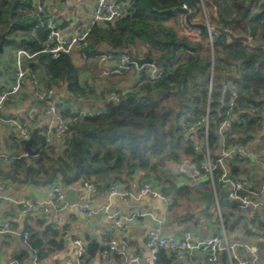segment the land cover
<instances>
[{
    "label": "trees",
    "instance_id": "trees-1",
    "mask_svg": "<svg viewBox=\"0 0 264 264\" xmlns=\"http://www.w3.org/2000/svg\"><path fill=\"white\" fill-rule=\"evenodd\" d=\"M128 1L127 14L112 23L94 24L84 43L52 58L41 52L49 33L46 25L50 13L46 5L39 12L34 0H0V39L4 35L16 48L34 53L29 67L35 74L41 70L39 78L46 89H52L50 84L66 82L74 94L93 92L80 85L82 64L76 60L77 54L101 56L109 52L112 59H117L120 49L130 50L135 57H151L165 68L155 81L143 76L127 92H117L119 100L108 101L96 115L78 117L62 107L61 114L69 120L70 128L64 145L55 149L35 131L29 146L38 149L37 154L24 158L9 155L6 162L0 163V179L43 187L59 183L66 187L79 180L93 184L123 180L139 168L158 176L159 165L166 160L176 162L181 154L193 157L198 164L206 146L211 155L219 153L221 135L225 149L231 151L224 160L227 172L239 177L244 171L243 157L237 148L249 143L253 149L260 147L262 141L254 142L264 137V44L255 43L264 42V4L260 0ZM201 3L212 4L213 22L234 34L247 33L242 18L246 7L245 19L253 27L254 43L231 41L216 30L210 38L206 30L199 28H194L198 32L196 39L184 35V13L180 8L185 5L189 21L195 22L201 16ZM168 9L170 12L164 13ZM171 39L185 42L193 50L177 47L175 57L166 61L171 53ZM129 69H134L133 65ZM119 70L120 74L126 72ZM231 101L234 105L229 110ZM207 111L206 146L196 151L186 139L184 127L187 121L199 120ZM234 114H239L240 119L235 120ZM221 174L222 167L215 160L213 181L217 183ZM252 222L264 231V209L254 213ZM55 236L51 227L41 233L29 230L28 243L37 261L62 248ZM99 248L102 247L98 243L89 244L84 256L93 255ZM174 257L161 249L156 263L171 264ZM26 258L27 253L19 257Z\"/></svg>",
    "mask_w": 264,
    "mask_h": 264
},
{
    "label": "crops",
    "instance_id": "crops-1",
    "mask_svg": "<svg viewBox=\"0 0 264 264\" xmlns=\"http://www.w3.org/2000/svg\"><path fill=\"white\" fill-rule=\"evenodd\" d=\"M46 1L50 18L55 22V27L64 35L74 34L77 25L88 22L95 5V0ZM65 6L69 11L64 10ZM214 15L215 10L212 4L201 3V16L192 23L204 25L205 30L209 26L212 32L219 31L218 28L222 25L213 22L211 16ZM182 18L184 24L182 33L192 39L198 38V32L194 29L196 27L187 25L185 14ZM243 19L245 23V18ZM232 34L248 35V30L246 34ZM260 41H255V43L264 44L263 41L259 44ZM246 43L253 44L254 42ZM15 48L11 41L6 40L3 51L0 53V90L13 81V50ZM75 58L79 64H82L81 87L90 88L93 92L81 96L78 93H72L66 82L50 84L54 94L62 101L61 109L67 107L76 114L82 111L101 112L105 108L109 94L128 91L137 84L136 70L129 69L124 74H120L118 68L120 62L117 59L102 60L101 56L83 55L80 57L78 54ZM36 75L41 78L40 69L37 70ZM40 81L44 86L43 80L40 79ZM36 102L37 99L32 94L30 86L25 84L15 97L5 102L0 116L17 117L21 122H27L31 133L35 131L40 133L43 127L48 126V120L46 118L33 120L26 117L27 111ZM19 140L22 142L15 126L0 120V151L8 153L11 157H15L12 155L13 152L23 155L27 151L24 144L23 147L19 144ZM261 141L263 144L254 149L251 143L237 148V153L243 157L241 170H244L239 176L248 179L253 190L257 189L263 181L264 137L258 138L254 143H261ZM49 144L58 149L64 145V139L51 138ZM195 162L193 157L181 154L178 161L166 160L159 165L158 176L151 170L146 171L139 168L129 178L125 177L123 180L98 181L95 191L89 187V184H83L84 181L79 180L70 186H63V198L56 206L52 204L48 195V186L0 179V220L10 224L8 231H0V263L13 264L16 261L19 264H30L36 255L28 243L29 230L41 233L51 227L55 230V239L62 244V248L37 261V264H65L67 260H74L78 251L81 248L85 251L91 243H98L103 249L99 248L93 255L84 256L80 264H121L124 256L130 255L138 256L140 260L130 261L128 264H159L151 260L146 247L147 234L153 229L170 239L178 238L184 230L190 231L192 240H201L219 234L229 242L238 241L255 246L256 260L259 264H264V231L259 230L255 222H252L254 213L263 209L254 212L251 209L239 208L237 203L233 206L226 205L220 197L221 191L227 190L226 183L220 179L216 183L206 174H201L200 180L191 182L179 173L180 166ZM230 176L233 177L231 174ZM207 179H209L208 183ZM144 181H149L165 193L172 200V205L167 206L161 199L148 194L138 195L135 192L134 197L123 199L109 193L112 182H116L121 188L135 190L132 189L133 184L140 185ZM207 193L212 194L213 197V202L209 207L199 199L201 195ZM21 199L35 207L42 206L46 210L36 214H24L15 202ZM179 200H182L184 208L182 210L179 207L172 208L177 201V203L180 202ZM87 201L90 202L93 210L90 216L79 214L74 207ZM105 206H108L110 211H119L125 216L126 220L121 228H114L112 219L102 213ZM134 211L150 214L128 219ZM24 233L28 234L27 238L24 237ZM259 242L261 246L257 245ZM111 244H114L115 249L104 253L103 250ZM24 253L28 254V258L19 259ZM237 253L241 257H252L246 247L238 248ZM171 264L211 263L203 254L195 252L175 256ZM220 264H230L225 253L220 255Z\"/></svg>",
    "mask_w": 264,
    "mask_h": 264
},
{
    "label": "built area",
    "instance_id": "built-area-1",
    "mask_svg": "<svg viewBox=\"0 0 264 264\" xmlns=\"http://www.w3.org/2000/svg\"><path fill=\"white\" fill-rule=\"evenodd\" d=\"M34 7L37 11H44V6L47 7L46 0H34ZM261 4H264V0H260ZM185 7V5H183ZM186 8V7H185ZM129 12V1L128 0H95V5L92 14L88 20L83 25H77L75 27L74 34L64 35L61 31L55 27V22L52 18L47 21V28L49 33L47 35V40L45 42L44 48L41 52L48 53L52 58H57L63 53H68L76 45L84 43L91 27L96 23H112L121 16ZM208 24V21H207ZM207 33L211 38L212 29L207 27ZM14 56V67H13V81L6 87L0 90V112L2 111L5 102L11 98L15 97L22 89L25 84L30 86L31 92L35 95L37 102L32 106L26 113V117L35 120L36 118H46L48 120V126L43 127L40 130V134L44 137L46 143H49L51 138L55 139H65L70 136L69 120L62 116L61 105L62 101L54 94L53 89H46L42 86L40 79L36 74L31 72L29 67L30 62H32L34 53L23 48H15L13 50ZM112 55L109 52L101 55V59H111ZM117 60L120 62L119 68L128 70L130 65H133L136 70L137 83L142 80L143 76L151 82L155 81L160 75L165 71L163 64L146 63L138 66L135 62H131L128 56L124 52H119L116 55ZM127 91H122L125 93ZM119 96L116 93H111L107 97L108 101H118ZM233 101L229 102V110L233 108ZM99 112H80L78 117L86 115H96ZM235 120L240 119L239 114H234ZM0 120L4 123H11L17 129L20 138L22 140L28 139L31 133V128L27 122H21L19 118L14 117H1ZM226 121L221 124V128L225 125ZM208 132V111L206 114L194 122H186L184 127V134L186 139L192 142L194 149L196 151L201 150L203 145L206 146V136ZM231 151L225 149L224 138L221 135V148L216 161L222 167V174L220 180L226 183L227 186V199L236 201L237 205L241 209H251L252 211L264 209V174L263 181L257 189H252L248 179L244 177H230L229 179H224L227 174V170L224 165V160L229 156ZM28 155L27 152L23 154L24 157ZM202 160L197 164L188 163L187 165L192 168V171L188 167L180 166L179 173L182 174L187 180L194 182L201 176V170L204 174L209 175L212 178L214 163L211 161V154L207 148H204L202 152ZM9 157L8 153L0 151V163L6 162ZM84 184H89V187L95 191L97 186L93 183L84 182ZM132 189H124L117 185L116 182L110 183L109 193L111 195H118L123 199L134 197L135 192L138 195L148 194L152 197H156L164 201L167 206L172 205V200L163 193L160 189L153 186L149 181H144L140 185L133 184ZM48 195L52 200L54 206L59 205L63 198V186L59 183H54L48 186ZM21 208V212L24 214H36L38 212H43L46 210L44 207H35L31 205L26 200L15 201ZM79 214L90 216L93 213L92 206L89 201L82 205L74 206ZM102 213L110 217L113 221L114 228H121L125 223V216H123L119 211H110L108 206L103 207ZM149 212H139L134 211L131 213L128 219H135L139 216L149 215ZM10 229V224L6 221L0 220V231H8ZM28 234L24 233V237L27 238ZM147 250L150 253V258L153 262L158 260V253L161 249H166L174 256H180L184 253H195L199 252L203 254L207 261L211 264H220V255L225 253L228 256L230 264H259L255 257L256 248L252 245H247L242 242H229L222 235H212L208 238L201 240H192L191 233L189 230H184L181 232L180 236L176 239H170L159 234L155 229L150 230L147 234L146 242ZM240 247H246L251 254V258L241 257L237 253V249ZM114 244H111L107 249H104V253L114 250ZM124 254L125 252H120ZM84 257V251L81 248L74 260H67L65 264H80ZM140 258L138 256H124L121 264H128L130 261L138 262ZM2 264V263H0ZM13 264H19L18 262H13ZM30 264H37V259L34 257Z\"/></svg>",
    "mask_w": 264,
    "mask_h": 264
},
{
    "label": "water",
    "instance_id": "water-1",
    "mask_svg": "<svg viewBox=\"0 0 264 264\" xmlns=\"http://www.w3.org/2000/svg\"><path fill=\"white\" fill-rule=\"evenodd\" d=\"M180 10L185 14V21H186L188 26L196 27V28H199L200 30H205V26L204 25L197 24V23H192V22L189 21V17H188V13H187L188 10L185 7H181ZM245 11H246V7H244V9H243V13H242V17L243 18H245ZM168 12H170V9L164 11V13H168ZM245 23L248 26V35H233L230 31L225 30L222 26H220L218 28V30L220 32L224 33L225 35H227L231 41L253 42V39H252L253 28H252V25L246 19H245ZM5 41H6V38L3 35L1 37V39H0V53L3 51V45H4ZM258 43L261 44L262 41H260ZM169 44L171 45V53L167 57L166 61H168V60L172 59L173 57H175L177 47H184V48H189V49L193 50V47L192 48L189 47L185 42H177V41H174V40L171 39V40H169ZM119 52H125L126 55L128 56L129 61L135 62L138 66H140L142 64L152 63L153 62V59L151 57H141V58L135 57L130 50H125L124 51L123 49H120ZM32 136H33V133H31V135L29 136L28 139L22 140V142L24 144V148L27 151V153H29L31 156H34V155L37 154L38 149H31L30 146H29V144H30V142L32 140ZM12 155H14L15 157L24 158L23 155H21L18 152H13ZM217 157H218L217 154L211 155L212 163L215 162ZM184 167H188V169L190 171H192V168L189 167L187 164H185ZM230 177H231L230 173H227L226 176L224 177V179L226 180V179H229ZM83 184H84V182H83ZM67 193H70V192L67 191ZM227 195H228V191L226 189H223L221 191V193H220V197L223 199L224 204L229 205V206L235 205L236 201L228 200L227 199ZM199 199L205 203V206H208V207L213 202V197H212V194H210V193L201 195L199 197ZM257 245L261 246V242L257 243ZM132 264H134V263H132Z\"/></svg>",
    "mask_w": 264,
    "mask_h": 264
},
{
    "label": "rangeland",
    "instance_id": "rangeland-1",
    "mask_svg": "<svg viewBox=\"0 0 264 264\" xmlns=\"http://www.w3.org/2000/svg\"><path fill=\"white\" fill-rule=\"evenodd\" d=\"M64 8H65L64 10L69 11V9H68L66 6H65ZM255 9H256V8H255ZM6 46H7V45H6ZM199 178H200V177H199ZM199 178H198V180H200ZM179 201H180V200H179ZM181 201H182V200H181ZM181 201H180L179 203H177V202H178V201H177V202L175 203V205H174L172 208H177V207H179V209L182 210V208H184V206H183V202H181Z\"/></svg>",
    "mask_w": 264,
    "mask_h": 264
}]
</instances>
